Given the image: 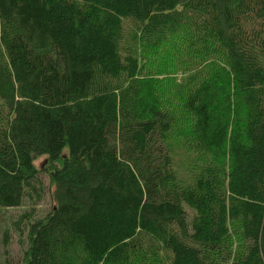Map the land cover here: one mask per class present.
I'll return each instance as SVG.
<instances>
[{
    "label": "trees",
    "instance_id": "trees-1",
    "mask_svg": "<svg viewBox=\"0 0 264 264\" xmlns=\"http://www.w3.org/2000/svg\"><path fill=\"white\" fill-rule=\"evenodd\" d=\"M0 100L23 264H264V0H0Z\"/></svg>",
    "mask_w": 264,
    "mask_h": 264
},
{
    "label": "rangeland",
    "instance_id": "rangeland-1",
    "mask_svg": "<svg viewBox=\"0 0 264 264\" xmlns=\"http://www.w3.org/2000/svg\"><path fill=\"white\" fill-rule=\"evenodd\" d=\"M181 45H183V42H181ZM172 52L175 53V49H173ZM174 60L177 62L178 59L175 58ZM174 77L178 80H181V74H178ZM174 77L172 74H164L159 75L158 78L167 81L175 80ZM1 104L2 102L0 100V105ZM195 158L197 160L196 156ZM193 160V155L189 154L185 148L179 147L177 149L175 156V166L179 175L184 179H188L191 173H193L191 167ZM46 162L47 159L43 157L39 160H36V166L38 168H42ZM44 181L46 186H48L49 179L45 178ZM33 207L34 206L31 205V203L25 201L18 208H0V264H23V254L27 246L28 225L24 224L19 228L16 223L24 213L32 211ZM35 208V216L38 218L44 217L49 212L50 208H52L49 196L46 195L44 201ZM25 226H27V228ZM229 231L230 237L227 240L228 244L233 246L237 252H241L243 246L239 236V227L234 223H231Z\"/></svg>",
    "mask_w": 264,
    "mask_h": 264
}]
</instances>
